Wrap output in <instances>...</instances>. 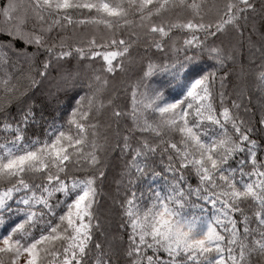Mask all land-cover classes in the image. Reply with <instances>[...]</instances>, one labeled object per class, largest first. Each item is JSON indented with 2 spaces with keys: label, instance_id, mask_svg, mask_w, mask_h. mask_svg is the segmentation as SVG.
<instances>
[{
  "label": "snow or ice",
  "instance_id": "obj_1",
  "mask_svg": "<svg viewBox=\"0 0 264 264\" xmlns=\"http://www.w3.org/2000/svg\"><path fill=\"white\" fill-rule=\"evenodd\" d=\"M0 36V264H264V0H0Z\"/></svg>",
  "mask_w": 264,
  "mask_h": 264
},
{
  "label": "trees",
  "instance_id": "obj_2",
  "mask_svg": "<svg viewBox=\"0 0 264 264\" xmlns=\"http://www.w3.org/2000/svg\"><path fill=\"white\" fill-rule=\"evenodd\" d=\"M26 2V0H25ZM7 39V37L0 36V41ZM254 39H258V37H254ZM156 50L152 49V53L155 54ZM144 55V48L143 45H140L133 51V59L135 60L137 57ZM251 55L248 49V45L245 42L243 47L237 48V54H236V63L234 65H230L234 70H239L241 65H243L245 68L248 67V61L251 59ZM256 62L259 63V53H256ZM139 74V64L138 63H132L128 65V71L126 73H120L115 77L113 80V83L116 85V87L120 88L123 92V85L127 84L130 80H134L136 76ZM233 80L235 81V77H233ZM123 82V83H122ZM248 83V92L251 94V98L249 101L248 93L245 94V98L243 101L244 106L250 109V111L245 114L244 108H241L242 115H245L246 119H252L256 120L260 116V107L262 104L261 96L262 93L259 91L258 86L256 85L255 81L252 79L251 76L248 77L247 80ZM47 85H45V88ZM43 91V89L41 90ZM39 95V94H38ZM126 96L121 97V101L126 100ZM63 99V98H62ZM68 103L70 101L61 104L59 107H55V102H53L52 105L49 106L48 110L45 111L44 115L51 119L53 116L59 115L61 121L65 119V110L68 108ZM252 109L255 110V114L253 115ZM46 127L44 125L43 121H41L40 125L34 126L32 129H30L29 134L30 135H41L43 134V130ZM119 172V168L117 166V162L113 161L111 166L108 170V177L103 182L101 194L98 198V207H97V214L101 221V231H103L107 236H111L113 234L120 235L122 234L123 230H118V226L121 223V218L119 214V206L115 202L118 198V194L116 191V184L114 180L118 178L117 174ZM98 239L103 240L105 237L99 236L97 234ZM124 239L126 240V235L124 236ZM118 243V242H117Z\"/></svg>",
  "mask_w": 264,
  "mask_h": 264
}]
</instances>
